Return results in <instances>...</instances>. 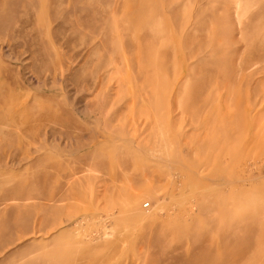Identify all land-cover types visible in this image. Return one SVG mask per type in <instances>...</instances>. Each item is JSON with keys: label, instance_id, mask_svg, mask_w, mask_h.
<instances>
[{"label": "rangeland", "instance_id": "obj_1", "mask_svg": "<svg viewBox=\"0 0 264 264\" xmlns=\"http://www.w3.org/2000/svg\"><path fill=\"white\" fill-rule=\"evenodd\" d=\"M0 264H264V0H0Z\"/></svg>", "mask_w": 264, "mask_h": 264}, {"label": "bare ground", "instance_id": "obj_2", "mask_svg": "<svg viewBox=\"0 0 264 264\" xmlns=\"http://www.w3.org/2000/svg\"><path fill=\"white\" fill-rule=\"evenodd\" d=\"M247 69V68H246Z\"/></svg>", "mask_w": 264, "mask_h": 264}]
</instances>
